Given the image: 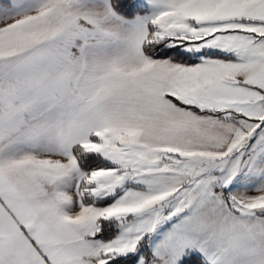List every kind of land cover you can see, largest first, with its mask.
<instances>
[{
    "label": "snow or ice",
    "instance_id": "6c2138e0",
    "mask_svg": "<svg viewBox=\"0 0 264 264\" xmlns=\"http://www.w3.org/2000/svg\"><path fill=\"white\" fill-rule=\"evenodd\" d=\"M0 264H264V0H0Z\"/></svg>",
    "mask_w": 264,
    "mask_h": 264
}]
</instances>
